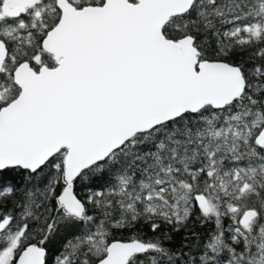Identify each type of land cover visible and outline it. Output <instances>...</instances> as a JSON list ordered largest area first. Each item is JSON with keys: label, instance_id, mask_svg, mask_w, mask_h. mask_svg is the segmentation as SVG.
<instances>
[{"label": "snow or ice", "instance_id": "obj_1", "mask_svg": "<svg viewBox=\"0 0 264 264\" xmlns=\"http://www.w3.org/2000/svg\"><path fill=\"white\" fill-rule=\"evenodd\" d=\"M0 264H264V0H0Z\"/></svg>", "mask_w": 264, "mask_h": 264}, {"label": "trees", "instance_id": "obj_2", "mask_svg": "<svg viewBox=\"0 0 264 264\" xmlns=\"http://www.w3.org/2000/svg\"><path fill=\"white\" fill-rule=\"evenodd\" d=\"M179 239V236L177 237V240Z\"/></svg>", "mask_w": 264, "mask_h": 264}]
</instances>
